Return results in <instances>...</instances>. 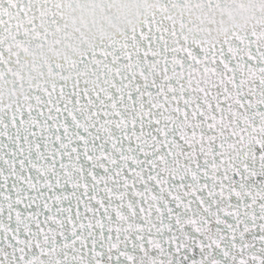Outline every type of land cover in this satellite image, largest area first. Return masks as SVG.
I'll return each mask as SVG.
<instances>
[{
  "label": "snow or ice",
  "instance_id": "snow-or-ice-1",
  "mask_svg": "<svg viewBox=\"0 0 264 264\" xmlns=\"http://www.w3.org/2000/svg\"><path fill=\"white\" fill-rule=\"evenodd\" d=\"M0 264H264V0H0Z\"/></svg>",
  "mask_w": 264,
  "mask_h": 264
}]
</instances>
